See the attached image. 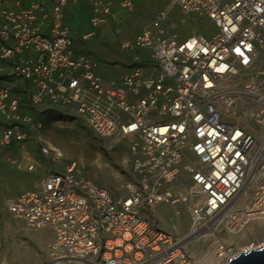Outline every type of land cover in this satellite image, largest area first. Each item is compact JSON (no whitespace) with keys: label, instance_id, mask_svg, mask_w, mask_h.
<instances>
[{"label":"built area","instance_id":"obj_1","mask_svg":"<svg viewBox=\"0 0 264 264\" xmlns=\"http://www.w3.org/2000/svg\"><path fill=\"white\" fill-rule=\"evenodd\" d=\"M86 1L93 27L113 17L114 2L132 10L131 0ZM66 4L54 0L48 13L37 0L0 9V76L31 85L29 108L67 110L126 143L133 187L114 196L72 165L9 197L7 211L51 232L44 264H197L189 247L206 238L217 264H227L242 251L244 229L264 220V74H251L264 51V0H169L121 42L137 65L120 80L75 53ZM26 111L0 84V154L34 137L48 154L42 124ZM177 205L187 208L185 236L142 215Z\"/></svg>","mask_w":264,"mask_h":264},{"label":"rangeland","instance_id":"obj_2","mask_svg":"<svg viewBox=\"0 0 264 264\" xmlns=\"http://www.w3.org/2000/svg\"><path fill=\"white\" fill-rule=\"evenodd\" d=\"M31 1L0 0V8H11L16 3L28 4ZM53 1L37 0L45 13L50 11ZM131 1V11H126L114 2L113 17L98 27L89 23L90 9L86 0H67L64 7V25L73 39V50L78 55L97 60L100 65L99 73L106 79L120 80L137 65L121 52V42L131 38L128 34L143 23L151 24L156 13L169 3V0ZM176 12L174 10L170 17H176ZM191 22V25H196L195 20ZM203 25L207 26V23L203 22ZM191 27L186 26L182 31L188 33ZM258 71L264 74V51L260 52L251 74ZM262 82L264 75L260 76L259 83ZM0 83L14 85L12 81L4 79H0ZM25 108L27 113L42 124L40 135L46 142L48 154L42 152L37 137L16 144L0 154V264H44L47 246L52 238L49 230L30 229L12 216L5 207L9 197L36 188L46 175L72 165L81 177L107 189L114 196L127 195L134 182L126 143L98 136L82 119L67 110ZM31 164H36L32 171L29 170ZM37 179L41 180L36 183ZM186 186L187 183L179 181L181 191ZM177 210L179 215L176 214ZM142 215L164 233L185 236L188 230V212L182 205L146 209L142 211ZM258 222L263 223L264 220ZM249 226L239 235L242 238L239 244L249 242L250 246L257 247L264 242V225L256 229V232L250 231ZM213 242V239L206 238L189 247L197 264H217L212 253Z\"/></svg>","mask_w":264,"mask_h":264},{"label":"crops","instance_id":"obj_3","mask_svg":"<svg viewBox=\"0 0 264 264\" xmlns=\"http://www.w3.org/2000/svg\"><path fill=\"white\" fill-rule=\"evenodd\" d=\"M25 5H26L25 2L24 3L23 2L22 3H16V5H14L11 8L24 7ZM5 8H8V7H3V8H0V9H5ZM89 9H90V7H89ZM1 21L2 20L0 18V23H1ZM149 25H150V23L149 24L148 23H143V25H141L139 28H135V30H133L128 35H131L130 37L132 38V35L134 36V34L135 35H136V33L138 34L140 31H142L144 28H146V26H149ZM132 27H133V25L131 26V29H133ZM127 37H129V36H127ZM128 57L131 59L130 56H128ZM0 79H4L5 81H12L14 83V85L13 84H10V85L14 88V90L17 93L21 103L25 107L28 106V101H29V97H30V90H31V85L28 82L23 81V80H12V79L3 78V77H0ZM0 84H3V83H0ZM40 180L41 179H37L36 183H38Z\"/></svg>","mask_w":264,"mask_h":264},{"label":"water","instance_id":"obj_4","mask_svg":"<svg viewBox=\"0 0 264 264\" xmlns=\"http://www.w3.org/2000/svg\"><path fill=\"white\" fill-rule=\"evenodd\" d=\"M227 264H264V243L260 248L241 251L236 257L230 259Z\"/></svg>","mask_w":264,"mask_h":264},{"label":"bare ground","instance_id":"obj_5","mask_svg":"<svg viewBox=\"0 0 264 264\" xmlns=\"http://www.w3.org/2000/svg\"><path fill=\"white\" fill-rule=\"evenodd\" d=\"M264 225V222L262 223H259L258 221H256V222H253V223H251V226H249V230L250 231H253V232H256V229H258V228H260L261 226H263ZM264 242H262L259 246H257L256 248H253L252 246H250L249 245V242L248 243H246L245 245L243 244V246H242V251L243 252H247L249 249H257V248H260L261 246H262V244H263Z\"/></svg>","mask_w":264,"mask_h":264}]
</instances>
